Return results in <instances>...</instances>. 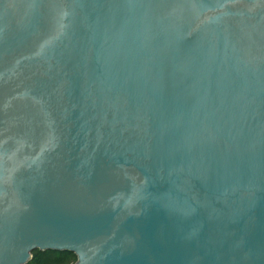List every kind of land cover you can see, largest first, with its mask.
Here are the masks:
<instances>
[{"label": "water", "instance_id": "1", "mask_svg": "<svg viewBox=\"0 0 264 264\" xmlns=\"http://www.w3.org/2000/svg\"><path fill=\"white\" fill-rule=\"evenodd\" d=\"M264 264V0H0V264Z\"/></svg>", "mask_w": 264, "mask_h": 264}, {"label": "trees", "instance_id": "2", "mask_svg": "<svg viewBox=\"0 0 264 264\" xmlns=\"http://www.w3.org/2000/svg\"><path fill=\"white\" fill-rule=\"evenodd\" d=\"M75 256L67 251H32L25 264H72Z\"/></svg>", "mask_w": 264, "mask_h": 264}]
</instances>
